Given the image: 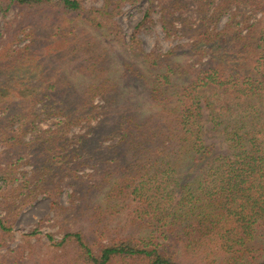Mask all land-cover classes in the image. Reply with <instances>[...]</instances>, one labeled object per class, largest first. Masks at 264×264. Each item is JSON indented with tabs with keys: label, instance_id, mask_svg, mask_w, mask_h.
<instances>
[{
	"label": "trees",
	"instance_id": "trees-1",
	"mask_svg": "<svg viewBox=\"0 0 264 264\" xmlns=\"http://www.w3.org/2000/svg\"><path fill=\"white\" fill-rule=\"evenodd\" d=\"M143 1L127 40L116 19ZM191 4L194 20L185 16L188 0L89 8L83 0H0V13L18 12L0 28L9 38L0 50V136L33 166L23 181L12 166L0 174V251L34 194L56 209L64 180L92 167L89 179L100 181L89 192L103 203L92 207L89 233L58 242L49 235L50 264H264V0ZM155 13L167 40H188V60L175 61L176 49L145 51L139 36ZM101 36L142 56L146 71L123 64L145 91L142 113L122 103ZM74 75L85 81L75 84ZM48 120L53 128L43 129ZM83 126L88 132L71 136ZM24 252L11 260L0 253V264H22Z\"/></svg>",
	"mask_w": 264,
	"mask_h": 264
},
{
	"label": "rangeland",
	"instance_id": "rangeland-1",
	"mask_svg": "<svg viewBox=\"0 0 264 264\" xmlns=\"http://www.w3.org/2000/svg\"><path fill=\"white\" fill-rule=\"evenodd\" d=\"M190 2V10L185 13L186 17L195 19L194 6ZM86 7L100 6L102 0H83ZM148 7V2L143 1L137 6L126 5L123 8V13L117 17V22L123 28L128 40L129 36L135 30L137 24L143 19ZM18 14L15 10H10L6 15L0 13V28L4 31L7 28L6 22H12L15 16ZM159 14H154V24L149 25L148 28L143 29L140 33V38L143 42V47L146 52L153 50L165 53L171 49H176L179 53L175 57V61L188 60L186 49L183 45L187 43V39L181 36H176L172 40H167L161 29L159 23ZM226 19H223L220 25L225 23ZM15 24L12 26L14 28ZM12 33V30L10 34ZM21 39V38H19ZM8 33L3 32L0 35V50L4 46V42L8 41ZM102 47L107 49L110 57L112 58L110 75L112 79L119 84L121 89L120 98L122 103H129L140 113L146 110V94L142 86L132 80L126 73L123 64L125 62L135 63L141 70L146 71V67L142 65V56H136L132 53L126 45H119L114 43L111 39L101 36ZM4 43V44H3ZM14 44L11 41V44ZM26 41H20L15 45L16 48L23 46ZM185 59V60H184ZM67 70H69L67 68ZM73 82L77 85L83 83L85 80L79 75L70 76ZM179 86H183L181 80L177 81ZM3 95V94H2ZM5 100L7 97L4 95ZM105 99L97 98L95 103L97 105H103ZM145 107H144V106ZM3 112L0 113L2 118ZM55 120H48L40 124L43 129L53 128ZM88 132V129L83 126L73 130L71 136H79ZM32 139L31 135H28L25 139L26 143H30ZM0 136V174L3 171L9 170V167H13L16 170V175L23 181L21 173L33 170V166L28 163L27 151L22 152L16 148H9L4 146ZM110 144V142H106ZM95 174L92 167H85L77 172V178L72 180L69 176L67 180H64L62 184V192L60 194L59 207L54 208L49 196L42 192H38L33 195V200L30 204L26 205L19 215L14 218L13 237L14 239L7 242L6 248H3L0 253L12 259L14 252L20 247L24 246V259L22 264H50V258L54 254V245L49 240V235L58 242L60 241L66 232L81 231L89 233L90 223L88 217L93 213V205L103 203L101 193L92 192L90 190L97 182L99 177L95 176V179L91 180L89 177ZM20 179L16 184L20 183ZM67 183V184H66ZM5 188V183L0 180V190ZM6 209L2 210L1 216L6 214ZM38 230V235L29 239L26 236L32 232ZM259 242H262V240ZM30 257H33L32 259ZM2 264H6L5 262Z\"/></svg>",
	"mask_w": 264,
	"mask_h": 264
}]
</instances>
